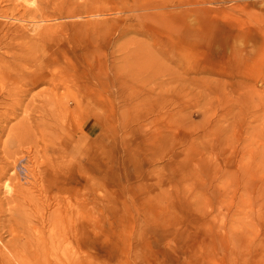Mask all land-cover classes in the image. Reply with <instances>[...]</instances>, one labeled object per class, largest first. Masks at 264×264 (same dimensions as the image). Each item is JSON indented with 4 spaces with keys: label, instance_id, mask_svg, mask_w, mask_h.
<instances>
[{
    "label": "rangeland",
    "instance_id": "1",
    "mask_svg": "<svg viewBox=\"0 0 264 264\" xmlns=\"http://www.w3.org/2000/svg\"><path fill=\"white\" fill-rule=\"evenodd\" d=\"M178 1L0 0L51 25L39 43L40 27L0 17L25 35L8 51H53L51 68L72 74L66 109L40 116L41 83L0 132L4 243L50 260L78 256L84 236L87 264H264V1L167 13ZM26 117L45 128L20 142Z\"/></svg>",
    "mask_w": 264,
    "mask_h": 264
},
{
    "label": "bare ground",
    "instance_id": "2",
    "mask_svg": "<svg viewBox=\"0 0 264 264\" xmlns=\"http://www.w3.org/2000/svg\"><path fill=\"white\" fill-rule=\"evenodd\" d=\"M27 2L28 0H22ZM264 1V0H263ZM189 3V1L180 0L177 3H171L169 6L173 7L169 9L167 13L175 14H185L188 10L183 8V5ZM24 7V6H23ZM194 10L199 11L197 8ZM25 11V10H24ZM30 17L23 19L21 13L18 16L14 14H9L0 12V17H9L13 19H18L21 21H29L32 23V30L40 27L39 31L34 37L35 42L42 43L49 34L50 24H41L45 21L44 10L41 8H36L32 10H27ZM6 26V25H5ZM22 26L18 25L15 27H3L0 22V132H3L4 128L9 119L16 116L18 110H25L30 104H32L34 98H29L28 102H24V97L30 88L35 87L41 83L47 84V86L40 92L37 93L38 103L34 105L35 110L43 116L44 119L51 117L52 112L66 109V104L64 103L68 97H70L67 90H69V80L72 79V74L67 69H52L51 66L56 61V57H52L53 51L51 52H35L30 51L28 48H19L16 52L8 51L9 46L13 39L17 37H24V33L21 30ZM3 48V50H1ZM26 56L25 54H28ZM67 63H64V66ZM25 65V66H24ZM27 65V67H26ZM56 72L60 73V78L56 79ZM89 76H95L93 73H89ZM67 89L63 94L58 92L59 87ZM63 98L64 99L63 101ZM72 100H77L76 96H71ZM55 119V118H54ZM52 119L47 124V129L51 130L50 135L56 134V122ZM45 121L41 118L36 120L31 117H26L21 119L22 127L25 130H21V126H15L19 130L16 140L22 142V140L35 139V130L40 125L44 126ZM45 128V126H44ZM15 170V169H14ZM13 171H10L12 174ZM2 189L4 192L9 193L11 191V186L7 179L2 182ZM12 244L9 245L4 243L0 238V264H87L88 263V253L90 252L89 243L83 236L80 238V248L78 256H72L69 252L63 257L59 258L56 255H52L49 259H40L37 257L41 254L40 247L35 244ZM109 248L106 243H101L99 246H94L95 250H105ZM103 250V251H104ZM27 254V255H26ZM29 255V256H28Z\"/></svg>",
    "mask_w": 264,
    "mask_h": 264
},
{
    "label": "crops",
    "instance_id": "3",
    "mask_svg": "<svg viewBox=\"0 0 264 264\" xmlns=\"http://www.w3.org/2000/svg\"><path fill=\"white\" fill-rule=\"evenodd\" d=\"M90 130H91V125L90 124H86V125H84L83 126V129L81 130L82 132H81V134H87V133H89L90 132Z\"/></svg>",
    "mask_w": 264,
    "mask_h": 264
}]
</instances>
